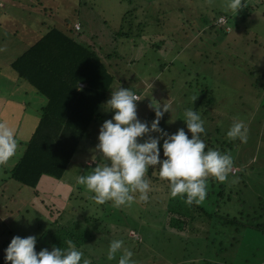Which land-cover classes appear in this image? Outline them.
I'll return each instance as SVG.
<instances>
[{
	"label": "rangeland",
	"instance_id": "374dc122",
	"mask_svg": "<svg viewBox=\"0 0 264 264\" xmlns=\"http://www.w3.org/2000/svg\"><path fill=\"white\" fill-rule=\"evenodd\" d=\"M126 1L142 5L135 12L136 23L130 26L141 35L112 41L111 33L121 25L125 10L123 0H0V95H9L12 100L23 99L25 103L19 110L16 105L6 103L5 112L0 114L1 121L15 128L18 141L17 156L0 166V253L13 235H36L38 229L35 226L49 227L53 219L58 218L59 223L65 219V214H71L77 216L74 220L79 221L80 227L88 228L92 234L91 241L87 242L88 249H94L91 254L105 255L101 264L115 263V259L106 260L107 247L113 239H120L133 248L136 245L150 248L155 254L156 264L202 263L198 256L190 254L193 246L181 241L177 234L170 236L163 227L158 228L162 226L159 195L155 197L152 194L148 201L150 194L147 192V199L141 201L138 193H133L134 199L130 204L116 208L110 201L103 205L95 204L91 194L83 186L75 184L77 175H86L92 167L103 163L95 149L96 137L101 122L112 115L104 109V102L111 90L118 86L142 92V99L135 102L137 118L141 121L152 120L154 113L150 103L168 104L169 111L160 118L159 127L167 133H174L181 128L183 113L188 105L194 103L193 97H198L201 91L207 96L208 85H218L217 93L220 95L216 97V104L220 105V111L216 115L243 116L245 112L244 116H252L248 139L255 148L254 157H257L255 167L240 184L241 192L238 189L231 191L230 198L220 203V212L237 215V196L246 199L245 207L249 205V199L258 200V196L264 203V94L256 86L259 81L264 82V77L260 76L264 71V0H245V3L242 0L243 6L235 14L225 11V0ZM41 7L49 9L44 11ZM168 8L169 11L163 14V10ZM221 14L227 16L226 26L231 30L225 33L215 26L208 31L212 18ZM63 18H68L69 24L74 20L82 23L78 40L91 47L116 51L120 57L117 58L118 64L111 68L115 77L112 88L99 106L97 117L90 123L86 136L80 141L77 154L68 163L69 167L61 179L43 175L36 185V194L31 187L21 185L5 173L22 153L23 144L36 125L38 108L44 104L45 98L18 77L9 63L34 42L38 37L37 29L44 30L47 24L58 23ZM58 25L64 28L62 22ZM92 32L96 35L93 36ZM8 74L12 75V82H7ZM168 98H171L169 102ZM18 113L19 116L14 115ZM8 114L9 117L13 115L12 119H4ZM147 135L159 137L160 133ZM159 144L160 140L158 147ZM242 145L234 144L239 148L238 152ZM86 158L89 160L87 164L91 165L83 164ZM234 169L237 170L235 165L230 173ZM128 228L134 230L127 231ZM117 230L119 233L115 234ZM126 234L137 241L141 237L140 243L129 239ZM213 249L205 256L210 261L221 257ZM232 253L236 264H258L260 256L264 255V235L249 231L245 239L237 244L234 242ZM223 256L227 260L231 258L224 253ZM245 258L247 262H244ZM141 259L146 263L148 258Z\"/></svg>",
	"mask_w": 264,
	"mask_h": 264
},
{
	"label": "trees",
	"instance_id": "16d2710c",
	"mask_svg": "<svg viewBox=\"0 0 264 264\" xmlns=\"http://www.w3.org/2000/svg\"><path fill=\"white\" fill-rule=\"evenodd\" d=\"M123 3L125 10L122 13L121 25L113 31V34L111 33L112 41H117L119 38L131 39L136 34L141 35L136 33L137 29H132L130 26L136 23L135 12L140 10L142 5H133L126 0H123ZM54 7L57 9L58 6ZM41 8L44 11L46 8L49 9V7ZM168 11L169 8L163 10V14ZM220 17L221 21H219ZM226 17L224 14L217 18L213 17L209 23L208 31L218 26L228 33L231 28L226 26ZM61 22L64 24V28H60L58 25ZM43 23L41 24L43 25ZM58 23L53 21L51 24H47L44 30L37 29L38 37L34 39V42L9 63L18 77L29 83L37 93L45 98L44 104L38 108L36 125L23 144L22 153L15 163L6 169L5 173L8 178L21 185L31 187L36 194L38 193L36 185L43 175H48L56 180L61 179L69 167L68 163L77 154L80 141L86 136L90 123L97 117L99 106L112 88L115 77L111 68L113 64L115 66L118 64L117 58L120 57L116 51L102 50L99 46L91 47L82 40H78L82 28V23L79 20L72 21L71 25L68 18H63ZM243 33L245 34L244 31ZM91 34L96 35L93 32ZM260 76L264 77V71ZM256 86L264 94V82L259 81ZM218 88L219 86L214 83L209 84L207 96L202 95V91L199 90L201 94L195 97L194 103L188 105L186 109L193 108L203 121L204 133L200 138L204 141L205 150L215 149L221 153L229 154L232 157V166L235 165L237 170L234 169L233 173L229 171L223 182H219L211 176L207 177L204 200L199 204L191 205H186L182 197L170 198L168 196V182L158 176L157 167L149 166L145 173L150 185L148 201L152 194L155 197L159 195L160 201L158 200V202L162 205H159L162 212L160 215L162 226L158 228L163 227L170 236L177 234L181 241L193 246L190 254L198 256L202 261L200 264H236L232 258L234 242L237 244L238 241L245 239L249 231H256L260 235H264V221L259 222L264 219V203L261 202L260 196H258V200L249 199L247 207H245V198L235 197V201L237 200L239 203V209L237 215L234 216H229L224 211L220 212L221 209H219L220 203L230 198L231 191L238 189L241 192L240 184L244 183V177L248 176L250 170L255 167L257 157H254L255 148L250 145L251 141L248 139L252 116H244L245 112L243 116L216 115L217 111H220V105L216 104V97L220 95L217 93ZM133 92L142 97V92ZM170 99L168 98L167 102ZM235 120L242 121L246 127L247 139L243 143L239 139L229 140L225 135ZM180 127L190 136L183 121ZM262 136L259 139H262ZM235 143L243 144L239 152L237 150L240 146L238 145L237 149L235 147L237 144L234 146ZM76 158L79 159L77 156ZM161 158H163L162 150ZM88 161L87 158L83 159V164L91 165L87 164ZM250 210H252L251 213ZM75 218L77 216L65 214L64 220L57 223L58 218L53 219L49 227H44L42 224L35 226V229H38V233L34 235L36 237L35 250L39 251L42 247L50 250L53 246L63 248L66 246L64 241L71 240L82 251V259L87 258L90 264H101L105 255L98 257L91 254V252L94 253V249H88L87 242L91 241L93 236L88 228L80 227L79 221L75 222ZM82 218L84 221L87 220ZM228 226L230 228H227ZM128 230L134 229L128 228ZM114 233L118 234L119 231ZM126 236L137 243L141 241V237L137 241L128 234ZM213 245L216 249H213ZM122 247L131 250L133 253L131 259L135 264H156L155 254L150 248H144L142 245H136L133 248L125 242ZM211 249L221 257H215V260L210 261L205 256H208ZM144 250L145 253H142ZM223 253L231 255V258L227 260ZM3 257L4 250L0 253V264H6ZM141 258H148L147 262L143 263ZM247 260L245 258L244 262ZM260 260L258 264H263L264 255L260 256ZM113 262L115 263L109 262V264H116V261Z\"/></svg>",
	"mask_w": 264,
	"mask_h": 264
},
{
	"label": "clouds",
	"instance_id": "9594fccd",
	"mask_svg": "<svg viewBox=\"0 0 264 264\" xmlns=\"http://www.w3.org/2000/svg\"><path fill=\"white\" fill-rule=\"evenodd\" d=\"M242 6V0H225L224 9L235 14ZM141 98L127 87L111 90L104 109L112 115L99 125L95 145L103 163L92 167L86 175H77L75 184L83 186L95 204L110 201L113 207L119 208L133 201V193H138L141 201L147 199L150 185L145 173L149 166H155L158 176L168 182L170 198L182 197L186 205L199 204L206 194L205 179L211 176L219 182L225 181L232 167V157L215 149L205 150L200 138L204 133L203 121L193 108L186 109L182 118L190 136L183 128L167 133L160 129L159 120L169 111V105L150 103L154 115L150 122H144L136 113L135 102ZM150 132H158L160 136H148ZM225 135L229 140L239 139L243 143L247 139L246 127L242 121L235 120ZM140 137L145 138L139 141ZM17 148L15 128L0 121V166L17 156ZM35 243L34 235H13L4 249V261L6 264H90L87 258L82 259V251L71 240L64 241L63 248L42 247L39 251L35 250ZM122 244L120 239L111 240L106 260L135 264L131 259L133 253Z\"/></svg>",
	"mask_w": 264,
	"mask_h": 264
},
{
	"label": "crops",
	"instance_id": "0c3cea01",
	"mask_svg": "<svg viewBox=\"0 0 264 264\" xmlns=\"http://www.w3.org/2000/svg\"><path fill=\"white\" fill-rule=\"evenodd\" d=\"M8 75H9L8 78H6L7 82H12V80H13L12 75L11 74H8ZM5 96H6V94H5ZM6 103H8L10 106H11V104L12 105H16V108H18V110L20 109V107L24 106V104H25L23 99H19V100L18 99H14V100H12V99H10L9 95L6 96V97H4V95H0V114L5 112V106L7 105ZM34 107H35V105H34ZM14 115L19 116V113L18 114H14ZM9 116L10 115L8 114L4 119H12L11 117L13 115L11 117H9ZM0 121H1V118H0Z\"/></svg>",
	"mask_w": 264,
	"mask_h": 264
},
{
	"label": "built area",
	"instance_id": "2783aa9c",
	"mask_svg": "<svg viewBox=\"0 0 264 264\" xmlns=\"http://www.w3.org/2000/svg\"><path fill=\"white\" fill-rule=\"evenodd\" d=\"M78 25L76 24V27H77ZM81 85V84H80Z\"/></svg>",
	"mask_w": 264,
	"mask_h": 264
}]
</instances>
